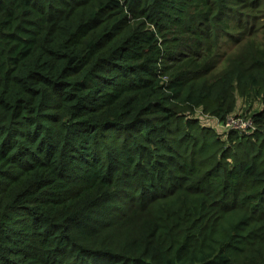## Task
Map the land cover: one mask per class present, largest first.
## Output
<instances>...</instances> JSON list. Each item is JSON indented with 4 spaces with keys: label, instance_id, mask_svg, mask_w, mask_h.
<instances>
[{
    "label": "trees",
    "instance_id": "16d2710c",
    "mask_svg": "<svg viewBox=\"0 0 264 264\" xmlns=\"http://www.w3.org/2000/svg\"><path fill=\"white\" fill-rule=\"evenodd\" d=\"M0 264H264V0H0Z\"/></svg>",
    "mask_w": 264,
    "mask_h": 264
},
{
    "label": "built area",
    "instance_id": "2783aa9c",
    "mask_svg": "<svg viewBox=\"0 0 264 264\" xmlns=\"http://www.w3.org/2000/svg\"><path fill=\"white\" fill-rule=\"evenodd\" d=\"M217 126L223 128L226 132L234 130L248 134L256 129L252 119L237 115H229L224 121L217 119Z\"/></svg>",
    "mask_w": 264,
    "mask_h": 264
}]
</instances>
